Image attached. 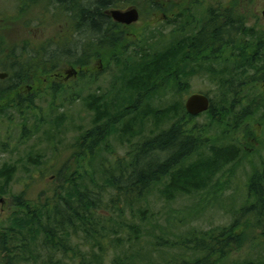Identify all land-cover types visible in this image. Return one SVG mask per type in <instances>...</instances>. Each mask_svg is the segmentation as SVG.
Wrapping results in <instances>:
<instances>
[{"label":"trees","instance_id":"1","mask_svg":"<svg viewBox=\"0 0 264 264\" xmlns=\"http://www.w3.org/2000/svg\"><path fill=\"white\" fill-rule=\"evenodd\" d=\"M52 1L70 14L76 23L75 33L85 29L90 39L76 47L74 52L68 47L64 49L65 44H62L58 53L51 56L54 62L50 63L38 57L18 61L14 59L17 54L12 48L0 52L9 62L4 69L8 76L0 79L1 106L7 101L16 103L14 108L19 109L23 101L21 94L33 89L37 71L48 74L55 70L57 64L73 63L79 70V78L84 80L92 58L117 61L132 42L126 32L104 14L105 9L120 4L121 0H90L88 3L81 0ZM198 2L194 0L195 4ZM242 2H232L230 8L222 10L201 8L202 17L206 20L203 24L193 23L195 11L199 9L196 8L187 18L184 29H180L182 19L172 21L167 17L165 21L179 27V31L192 30L184 35V48L176 49L171 42L173 39L164 41L154 50L139 44L134 56L128 59L132 60L131 63L126 61L122 67V79L127 90L123 96L107 99L104 96H85V105L93 114V127L79 135L73 147L76 150L72 157L73 166L66 162L55 172L54 185L47 195L30 199H25L24 192L16 195L7 222L0 228V264H103L114 251L116 255L110 264H127V260L132 259L143 264L149 256L147 251L141 255L131 253L129 257L124 252L119 253L118 249H128V244L144 233L133 222L136 217L133 210L147 202L154 188L160 187L159 191L167 201L200 191L206 192L204 195L213 193L217 196L219 185L211 191L208 186L220 176L224 167L240 156L241 141L249 134L250 122L247 119L264 108L261 90L264 85V58L261 57L264 30L258 39L247 36L253 37L256 31L253 30L257 28L246 26L244 13L240 14L244 8ZM181 16L186 17L185 14ZM227 49L229 54H225ZM205 62L209 63L207 69L203 68ZM196 68L202 74H208L222 94L219 108H215L209 98L208 110L201 113L208 116V122L197 124L195 120L201 114L190 115L183 100L177 98L171 99L163 109L139 107L143 101L148 104L151 97L147 91L155 89L157 83L162 84L164 91L169 88L171 96L180 93L185 85L181 76L192 74ZM57 87L53 85L54 90ZM231 93H239L245 101L239 110L235 109L233 97L229 101ZM30 99L33 100L31 96ZM4 110L0 109V112ZM149 111H153L151 134L132 142L134 126L140 124L144 128ZM228 126L243 138L228 137ZM112 134L124 137L127 152L112 162L97 163L102 145ZM14 171V167L6 164L0 168V194L6 192ZM248 184L251 194H247L257 203L249 205L247 210L242 207L230 209L243 218L245 211H264L261 177L257 179L252 175ZM102 192H108V204L101 202ZM258 204L260 207L256 209ZM136 211L142 212L141 209ZM256 220L264 222L262 215H257ZM238 222L236 219L231 227H214L205 232L193 230L178 242L186 251L200 254L193 264H207L209 259L229 250L231 243L238 238L239 228L241 233L248 229L245 219L241 225ZM153 244L156 246L157 243ZM190 258L192 261V255ZM191 261L184 264H192Z\"/></svg>","mask_w":264,"mask_h":264},{"label":"rangeland","instance_id":"2","mask_svg":"<svg viewBox=\"0 0 264 264\" xmlns=\"http://www.w3.org/2000/svg\"><path fill=\"white\" fill-rule=\"evenodd\" d=\"M81 1L88 3L90 0ZM152 1L151 10L148 7L151 3L138 0L141 9L139 18L130 29L125 30V34L132 42L126 47L122 56L120 55L119 60L92 58L84 80L79 78L77 74L79 70H76L73 63L57 64L55 70L48 74L37 71L38 76L32 86L33 89L29 88L27 93L21 94L23 101L19 109L14 108L16 103L9 104L4 101L1 106L0 102V109L5 108L0 112V168L4 164L15 168L9 187L4 194H0V228L7 222L16 195L24 192L25 199L47 195L49 188L54 185L55 172L66 162L68 166H73L72 157L76 154L73 147L76 145V140L80 134L93 127V114L85 105V96H104L106 99L111 96H123L127 90L122 79V67L126 61L131 63L132 60L128 59L134 56L139 44L154 50L164 41L173 39L171 42L175 48L185 47L184 35L192 30L179 31V27L175 28L168 20L161 18L171 17L174 7L176 5L184 7L188 0ZM191 1H193V10L199 8L195 11L198 20L193 23L203 24L206 20L202 17L201 8L222 7V10L225 5L230 8L232 2L240 3L241 0H199L197 4L194 0ZM243 1L242 6L245 9L243 8L240 14L244 13L246 26L257 28L253 30H256L253 37L247 36L250 39H258L264 30V20L260 16L264 0ZM123 2L121 0L116 6H122ZM154 2L163 9L156 8ZM59 7L52 0H26V2L0 0V52L12 48L17 54L14 59L18 61H24V58L28 57L31 58L30 60L38 57L43 62L50 63L54 62L51 56L58 53L60 47H63L62 44H65L64 49L77 51L76 47L88 42L90 35L85 29L75 33L76 23H73L70 14L64 8ZM166 7L169 10L165 9ZM182 24L180 29H184L186 19H182ZM262 35L263 40L264 33ZM225 54H229L228 49ZM261 57L264 58V50L261 52ZM6 60L0 55V72H4L5 67L9 65ZM204 64L206 65L203 68L207 69L209 63ZM192 71L194 72L188 76H181L185 85L180 93L171 96L169 88L164 91L162 84L157 83L155 89L150 88L147 91L151 97L148 104L143 101L144 96H142L143 103L139 107L147 110L163 109L173 98L184 102L190 94L203 93L212 99L215 108H219L222 96L219 87L208 74H202L198 68ZM53 85L58 87L54 90ZM60 86L62 87L59 90ZM262 86L261 90L264 93V85ZM30 96L33 98L32 101ZM232 97L235 99V109L239 110L245 101L239 93L229 94V101ZM141 101L138 103L140 104ZM249 109L254 108L249 107ZM151 113L153 111H149L150 115L146 119L144 128L140 124L134 126L135 136L132 142L151 134L150 129L154 128ZM247 120L250 122L249 134L241 141L240 156L235 162L224 167L220 176L215 177L207 188L211 191L218 184L217 196L213 193L204 195L206 192L200 191L195 195L181 196L167 201L161 195L160 187L154 188L149 193L147 202H142L133 210L136 214L133 222L144 233L138 240L133 239V243L128 244V249L126 247L122 251L118 249L119 253L124 252L130 257L131 253L141 255L142 252L147 251L149 256L143 264H184L191 261L192 255L193 264L200 254L190 253L179 244L178 241L184 239V234L193 230L205 232L214 227H231L236 219L241 225L245 219V224L249 225L248 229L242 233L241 229H238V238L235 243H231L229 250L214 259L208 258L209 261L206 262L207 264H264V222L256 220L257 215H262L264 221V211L249 212L248 210L245 211L243 218L240 213L235 214L234 210H230L239 207L247 210L250 208L249 205L257 203L253 197L248 196L251 194L248 183L252 175L257 176V179L261 177L264 190V108L255 111ZM195 122L197 124L208 122V116L201 114L197 116ZM227 134L228 137L243 138L230 126ZM124 141V137L119 134L109 135L106 144L101 147L96 162H112L114 158L123 157L128 150ZM97 180L101 182L98 176ZM1 185L0 180V187ZM108 197V192H102L103 205L108 204ZM259 207L258 204L256 209ZM137 209H141L142 212L138 213ZM102 213L106 214V212ZM132 218L133 215L129 220L131 221ZM153 243H157L156 246ZM115 255V251L114 254L110 253L103 264H110ZM132 260L134 262L127 260V264H137L136 260Z\"/></svg>","mask_w":264,"mask_h":264},{"label":"water","instance_id":"3","mask_svg":"<svg viewBox=\"0 0 264 264\" xmlns=\"http://www.w3.org/2000/svg\"><path fill=\"white\" fill-rule=\"evenodd\" d=\"M110 16L112 19L118 23L131 24L138 20V11L135 8L120 11V10H110ZM261 16L264 20V8L261 11ZM264 42V39H263ZM8 76L7 72H0V79H5ZM210 105L209 97L203 93H193L190 94L184 101V108L192 116H197L206 110H208Z\"/></svg>","mask_w":264,"mask_h":264},{"label":"flooded vegetation","instance_id":"4","mask_svg":"<svg viewBox=\"0 0 264 264\" xmlns=\"http://www.w3.org/2000/svg\"><path fill=\"white\" fill-rule=\"evenodd\" d=\"M143 1H146V2H148V3H151L148 7H149V9H153V1L152 0H143ZM140 2V1H139ZM241 2V1H240ZM155 3V2H154ZM138 0H129V2H125L124 3V5H122V6H110V7H108L107 9H105V11H104V14L106 15V16H108V17H110L111 18V20L112 21H114L113 19H112V17L110 16V14H109V11L110 10H120V11H126V10H129V9H132V8H135L137 11H138V15H140V13H141V9H140V7L138 6ZM242 4H243V2H242ZM176 5V4H175ZM225 5V4H224ZM155 6H156V8H158V9H161L160 7H161V5H157V3H155ZM222 6V5H221ZM225 7H227L226 5L224 6V8ZM222 8V7H221ZM264 8V7H263ZM192 10H193V2L191 1V0H188L187 1V3H186V5L184 6V7H180V6H178V5H176L175 7H174V10H173V15L171 16V18L172 19H186L187 20V18H190L191 16H192ZM263 10V9H262ZM183 14H185L186 15V17H182L181 15H183ZM163 15V14H162ZM260 16H261V13H260ZM262 17V16H261ZM167 17L166 16H163V18H161V20L162 19H166ZM263 19V18H262ZM115 23H117L123 30H124V32H125V30H127V29H130V27H132L133 26V24L135 23H131V24H122V23H118V22H116V21H114ZM137 22V21H136ZM52 84V83H51Z\"/></svg>","mask_w":264,"mask_h":264}]
</instances>
